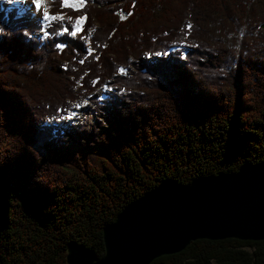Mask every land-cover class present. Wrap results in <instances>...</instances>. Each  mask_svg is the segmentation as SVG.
<instances>
[{
  "label": "trees",
  "instance_id": "trees-1",
  "mask_svg": "<svg viewBox=\"0 0 264 264\" xmlns=\"http://www.w3.org/2000/svg\"><path fill=\"white\" fill-rule=\"evenodd\" d=\"M12 1L0 0V264H68L73 242L102 258L105 226L162 182L264 162V0H52L64 16L46 29ZM103 86L113 113L63 149L59 123ZM150 264H264V240L197 239Z\"/></svg>",
  "mask_w": 264,
  "mask_h": 264
},
{
  "label": "water",
  "instance_id": "water-1",
  "mask_svg": "<svg viewBox=\"0 0 264 264\" xmlns=\"http://www.w3.org/2000/svg\"><path fill=\"white\" fill-rule=\"evenodd\" d=\"M264 27V24H262ZM264 240V162L234 173L167 180L129 203L104 228L106 252L73 242L68 264H150L197 239Z\"/></svg>",
  "mask_w": 264,
  "mask_h": 264
},
{
  "label": "rangeland",
  "instance_id": "rangeland-1",
  "mask_svg": "<svg viewBox=\"0 0 264 264\" xmlns=\"http://www.w3.org/2000/svg\"><path fill=\"white\" fill-rule=\"evenodd\" d=\"M52 0H45L44 6L42 9H37L34 0H13L11 2L12 7L17 8L19 15H23L24 13L32 12V14L37 17L41 24H43L44 28L46 29L48 26L52 25L58 19L63 18L64 15L59 14H51ZM72 6H80L81 4L77 2V0H70ZM47 11L49 16H55L56 19H44V12ZM83 26V19H79L75 26L74 31L78 33L80 28ZM42 35L46 36L47 33L42 31ZM190 47L186 46L182 53L185 54ZM124 72V70H123ZM111 89V87L103 86L99 88L96 92H94L89 98L85 99L81 103H76L73 105L70 111L66 113L64 119L59 123L61 133L69 139L68 144L64 146L63 149H74L76 145L81 143L85 140L87 135V131L85 129H91L92 124L99 120L101 122L105 121V114H112L113 110L111 106L106 105L104 106L101 104V101L105 99L106 91ZM95 103H99L100 105L104 106L102 109H98L99 111L95 110ZM105 113V114H104ZM51 120L46 118L43 124H49ZM60 142L57 140V137H54L51 142L50 146L52 148H60Z\"/></svg>",
  "mask_w": 264,
  "mask_h": 264
},
{
  "label": "snow or ice",
  "instance_id": "snow-or-ice-1",
  "mask_svg": "<svg viewBox=\"0 0 264 264\" xmlns=\"http://www.w3.org/2000/svg\"><path fill=\"white\" fill-rule=\"evenodd\" d=\"M77 2L80 3V4H83L85 2V0H77ZM34 3L36 5L37 9L39 10V9H42L43 8L44 3H45V0H34ZM62 6H64V7H71L72 4L70 3V0H62ZM130 14L131 13H129V15ZM125 18H126L125 16L121 15V19H125ZM44 19L45 20H48V19L55 20L56 17L55 16H51L50 17L49 16V13L47 11H45L44 12ZM81 19H84V18L82 17ZM188 27L191 28V25L189 24ZM65 31H67V29H65ZM72 35H76V32H73ZM81 62H83V61H81ZM121 71H123V69H121Z\"/></svg>",
  "mask_w": 264,
  "mask_h": 264
}]
</instances>
